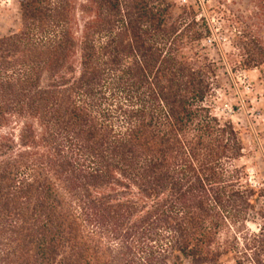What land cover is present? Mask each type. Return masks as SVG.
Instances as JSON below:
<instances>
[{
  "label": "trees",
  "instance_id": "1",
  "mask_svg": "<svg viewBox=\"0 0 264 264\" xmlns=\"http://www.w3.org/2000/svg\"><path fill=\"white\" fill-rule=\"evenodd\" d=\"M16 1L0 38V264H264V190L206 105L215 67L192 52V14ZM238 36L244 68L263 66L251 29Z\"/></svg>",
  "mask_w": 264,
  "mask_h": 264
},
{
  "label": "rangeland",
  "instance_id": "2",
  "mask_svg": "<svg viewBox=\"0 0 264 264\" xmlns=\"http://www.w3.org/2000/svg\"><path fill=\"white\" fill-rule=\"evenodd\" d=\"M168 1L192 14L203 32L192 52L215 67L213 91L206 105L217 120L229 122L239 133L244 152L235 165L252 188L264 190V65L244 68L237 45L239 32L249 28L264 46V12L258 8L264 7V0ZM19 26L17 1L0 0V38L14 34ZM263 203L259 200L257 207ZM259 223L250 220L246 227L257 233Z\"/></svg>",
  "mask_w": 264,
  "mask_h": 264
},
{
  "label": "built area",
  "instance_id": "3",
  "mask_svg": "<svg viewBox=\"0 0 264 264\" xmlns=\"http://www.w3.org/2000/svg\"><path fill=\"white\" fill-rule=\"evenodd\" d=\"M181 2H182L183 4H185V0H181Z\"/></svg>",
  "mask_w": 264,
  "mask_h": 264
}]
</instances>
